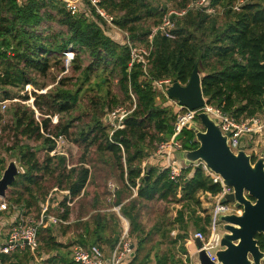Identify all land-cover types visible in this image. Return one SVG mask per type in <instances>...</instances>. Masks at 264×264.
Returning a JSON list of instances; mask_svg holds the SVG:
<instances>
[{
	"label": "trees",
	"instance_id": "trees-1",
	"mask_svg": "<svg viewBox=\"0 0 264 264\" xmlns=\"http://www.w3.org/2000/svg\"><path fill=\"white\" fill-rule=\"evenodd\" d=\"M236 1L210 0L208 7L215 10L217 5H221L224 8L222 14L207 13L205 7L195 8L175 18L172 38L156 34L148 56L147 78L139 64L129 65L127 46L105 35L96 21L80 13L72 14L63 2L24 0L17 4L15 0H0V100L15 98L6 87L36 85L30 74L32 71L44 77L53 66H58L62 73L65 68L61 59L69 48L74 54L72 71L77 73L75 82L71 83L70 77L64 76L53 90L31 92L33 108L21 103L10 107L11 119L2 130L0 128V133L4 132L7 140L11 138L12 142L5 150L17 160L21 170L3 199L10 206L17 205L24 213L33 214L37 210L38 214L39 205L52 187L67 189L71 197H77L95 174L84 166L88 162L86 151L94 148L97 163L111 169L119 183L112 190L113 202L129 221V233L134 237V242H131L134 254L122 264L148 263L149 254L142 258L139 255L152 234L167 238L177 225L180 232L171 241L175 244L188 238V221L196 230L205 231L207 217L198 214L201 198L207 193L216 194L220 185L214 183L200 166L186 165L181 170L180 182H174L169 178V169L162 163L143 164L155 152L158 143L170 138L175 116V108L165 98L157 102L159 95L152 82L170 78L186 84L197 66L206 103L221 108L236 119L263 112L264 0L246 1L234 9ZM187 2L181 0L180 7H186ZM99 5L104 11L115 14L114 24L127 32L132 42L140 45L148 44L152 26L159 23L166 11L165 6H153L150 0H100ZM148 20H151V25L147 24ZM51 23H56L58 28L54 29ZM51 59H54L53 65ZM86 61L88 64H84ZM91 75L98 80L94 81L97 94L88 99L91 107L89 122L74 126V119L80 121V116L71 117L65 122L59 121L51 132L53 135L63 134L75 144L84 146L80 164L67 168L65 157L48 154L53 144L46 135L51 134L47 115H71L77 107L82 87ZM112 78L116 81L118 94L111 92ZM69 84L71 88L67 87ZM131 94L135 107L125 117L124 127L110 135V127L103 120L105 114L125 103L128 104L127 109H131ZM19 98L28 100V95ZM35 110L40 113L39 122L35 118ZM71 129L76 131L71 132ZM178 138L183 149H194L198 145L190 129L182 130ZM28 141L39 145L32 146ZM47 182L52 184L46 186ZM132 189H135L134 196ZM94 197L97 202L98 197ZM152 201L175 203L180 208L165 224L167 226L161 228L159 224L142 236L139 206ZM53 203L50 209L59 206L58 210L62 208L63 212L57 215L66 219L69 208L65 197L58 205ZM90 218L91 228L87 220H78L79 223L75 224L83 227L82 233L77 235V242L98 245L97 242L102 241L112 247L118 237L112 241V233H107V216L95 213L90 214ZM258 246L262 248L264 243L258 241ZM63 248L51 227L43 225L39 228L35 254L41 261L37 264H79L69 258L68 251ZM181 249L187 253L186 248L182 246ZM170 252L161 256L156 254V264L181 261L175 260ZM43 254L49 257L42 260ZM33 262L35 257L28 251L0 254V264Z\"/></svg>",
	"mask_w": 264,
	"mask_h": 264
},
{
	"label": "built area",
	"instance_id": "built-area-1",
	"mask_svg": "<svg viewBox=\"0 0 264 264\" xmlns=\"http://www.w3.org/2000/svg\"><path fill=\"white\" fill-rule=\"evenodd\" d=\"M24 0H15L17 4H21ZM66 1V0H65ZM91 7L96 10V13L103 18V20L112 28L119 29L113 21V17L108 15L106 11L100 7V0H86ZM210 0H198L192 4V7H208ZM67 9L72 13H80L90 18L88 9L83 7L80 0L74 1V3L67 1ZM183 8L181 11L168 10L162 14L159 23L152 26L148 35V44L140 45L130 40L127 32L124 33L125 37L122 40V44L128 47L130 62L129 65L139 64L144 71V76L148 78L147 62L148 56L151 51L152 41L156 34L164 35L168 38H172V30L175 27L173 17L183 16L189 9ZM238 9V7L236 8ZM210 9H207V11ZM93 21V20H92ZM98 23V22H97ZM99 24V23H98ZM100 26V25H99ZM120 30V29H119ZM73 51L69 48L66 53V61L69 63L73 58ZM174 80L170 78L154 79L153 86L158 92V95L162 96L167 102L175 108V116L173 119V133L168 140L158 143L155 152L151 157H157L165 161V167L169 169V178L174 182H180L181 170L186 165L177 158L176 153L182 150L181 139L178 138L182 130L189 129L191 125L201 128V124L197 118L199 112H207L219 126L220 131L223 134H228L227 145L233 153H236L241 143L245 144V151L248 152V146L257 143L259 140H264V111L260 114L251 116L249 118L236 119L234 116L227 112H224L221 108L212 104L205 103L202 107L191 110L183 105H180L176 99H171L167 96V88L172 85ZM27 84L25 86H29ZM133 103L132 108L127 109L121 106L111 110L105 115L108 116V121L105 122L110 127L109 134L111 135L114 130L124 127L125 117L135 107V99L131 94ZM32 100L30 105L33 108ZM9 100H0V107L2 110L6 109ZM36 113V120L39 122ZM50 118V115H47ZM53 119V123L57 122V119ZM104 120V119H103ZM52 140L53 147L48 152L50 156H63L68 158L66 148L68 146V138L63 134L53 135L46 134ZM255 138H257L255 140ZM253 156V155H252ZM256 159V158H255ZM145 164V163H143ZM193 167L200 166L204 173L211 178L214 183L220 185V190L216 194H204L201 198L200 208L198 214L201 217H207V221L204 224L205 231H196L190 239L186 238L184 241L186 244H191L195 239H199L202 246L200 249L204 250L211 261H216V252L221 249L220 239L224 233V222L219 217L225 214H239L240 209L234 207L232 202H222V199L226 193L230 191V188L225 186L222 182V178L211 171L205 163L198 161L191 165ZM67 167L71 166L67 163ZM4 168L0 165V179L2 177ZM143 174V173H142ZM113 185L111 188L113 189ZM54 191H59L63 197H65V204L67 207L72 206L73 199L70 192L65 190H59L56 187ZM135 191V189H132ZM49 198L46 197L44 202L40 204V211L36 216L28 213H24L17 205L8 206L3 198H0V229L5 225L8 227L7 232L0 240V254L10 255L17 251H28L31 254H35L38 246V230L41 226L55 227L59 223L66 222L58 215L50 212ZM119 210V207H118ZM6 211V212H5ZM8 214L6 221L1 219L3 213ZM63 212L61 208L59 213ZM122 233L117 242L111 247L108 255L104 250L96 244L81 245L74 244L72 246L71 258L73 261L79 264H122L130 256H133L132 244L128 237L129 223L126 219L122 218ZM185 244V243H184ZM200 249L194 247L193 253L188 257L187 253L183 254V262L181 264H199L198 260L194 261V257H197V253Z\"/></svg>",
	"mask_w": 264,
	"mask_h": 264
},
{
	"label": "rangeland",
	"instance_id": "rangeland-1",
	"mask_svg": "<svg viewBox=\"0 0 264 264\" xmlns=\"http://www.w3.org/2000/svg\"><path fill=\"white\" fill-rule=\"evenodd\" d=\"M61 2H63L66 6L67 1L74 3V1L76 0H59ZM153 6H165L166 11L168 10H176V11H181L183 9V7H180L179 2L181 0H150ZM198 0H188V2L186 3V7L189 5V10L195 9L197 7H192V4L197 2ZM246 1H250V0H237L234 3V9H236L238 6H240V4L246 2ZM255 1V0H252ZM81 4L83 7L88 9V12L90 14V20L96 21L99 23L101 29L103 30V33L105 35H107L109 38H111L112 40H114L115 42H120V44H122V40L125 37L124 33L125 31H118L115 28L110 27L104 20L103 18H100V16L96 13V10L91 7L89 5V3L86 0H80ZM201 7V6H199ZM198 7V8H199ZM67 8V7H66ZM206 8V12L207 13H219L222 14L224 8L220 5V6H216L215 10L214 8L211 7H205ZM207 9H210L207 11ZM164 11V12H166ZM163 12V13H164ZM108 15L112 16L114 18L115 14H111L106 12ZM162 13V14H163ZM162 17V15H161ZM160 17V19H161ZM178 17V16H176ZM173 20H175V17H173ZM54 27V29H57V25L56 23H51ZM147 24L151 25V20L147 21ZM43 28V27H42ZM44 30V29H43ZM73 59V58H72ZM68 63L66 61V57L65 55L62 57V62L64 64V68L65 70L61 73L59 72V67L58 66H53L47 73L46 76L42 77L39 76L35 71H32L30 74L35 78L36 80V85H29L24 86V88H12V87H6L5 89L8 90V92L12 95V99H8L9 102L7 103V107L6 109L2 110L0 107V128L2 130L3 126L5 124H7L10 119H11V114H10V107L13 106V104L15 103H21L24 104L26 106L31 107L30 105V100H32L31 102H33V96L30 94L31 92H37V93H42L45 92L47 90H53L55 87L58 86V81L61 78H64L69 76L71 79V83L75 82V77L77 76V73H74L72 71V66H71V61ZM51 64L53 65L54 59H51ZM84 64H88V61H86ZM104 74H108V72H105ZM90 80L86 83H84L82 90L80 95H79V101L77 103V107L76 109H74L73 111H71V115H67V114H50V125H49V132H53L54 128L53 126H55L59 121L60 122H65V120H69L71 117L76 118L77 116H80V121L74 119V126H82L84 124H86L87 122H89L90 118L88 116V114L91 112V107L90 104L88 102V99L90 97H93L97 94V87L94 84V81L98 80L96 79V77L94 75L90 76ZM111 92L118 94V88H117V84L116 81H114V79H111ZM44 88H41L43 87ZM67 87L71 88L72 85L69 84L67 85ZM1 92V89H0ZM24 95H28V100H22L21 98H19V96H24ZM162 96L160 95L157 99H158V103H160V101L162 100ZM121 107L123 108H127L128 104L125 103V105H121ZM171 107H173L171 105ZM32 108V107H31ZM117 107H113V109H115ZM174 108V107H173ZM112 109V110H113ZM35 118H36V113L34 112ZM37 117L40 120V113L37 112ZM54 117H56L55 119H57L56 123H53V119ZM76 129H71V132H75ZM2 134V136H0V165L5 168L8 163L10 161H14L18 167V171L21 170V167L19 165V163L17 162V160H15V158L13 159L11 153L7 152L5 150V148L7 146H9L12 142L11 138L9 140H7V137H4L5 133L1 131L0 135ZM53 134V133H51ZM257 138H255L256 140ZM68 146L66 148V151L68 153V158H67V163L69 165H79V161L80 158L82 157V155L84 154V149H83V145H77L75 144L71 139H68ZM28 143L32 146H38L39 143L38 142H33V141H28ZM86 154V160L88 161L86 163V166H88L87 168L90 171L95 172V174H92L91 180L90 182H88L86 184V187L84 188V191L82 193V197L80 196L79 198L74 200V203L72 204V206L69 209V220L70 223L69 224H60L57 225L55 227H52V232L55 235V237L57 238L58 241L62 242L61 244H63L64 248L63 250L68 251V257L71 258V252H72V246L74 244H79L76 241H72L65 239L64 233L67 234H72L75 231H78L80 228L77 227L75 224L79 223L78 220H81V222H86L87 221H92V219L90 218V214L94 215L95 213H99V214H104L105 216H107V222H108V229H107V233L111 235V240L114 241V238L117 236L118 238H120L121 233H122V225H121V220H120V216L121 213L118 210V206H116L113 202V194H112V188L111 185H113L115 188L116 186H118V182L116 180V178L113 177V171H111V169H109L106 166H103L98 162V158L96 156V152L94 150V148H90ZM248 152L249 154L253 155L255 158H258V156L260 154H264V140L261 139L259 140L257 143L251 144L250 146H248ZM184 165V163H183ZM68 168V167H67ZM52 184V182H47L46 186ZM113 187V188H114ZM55 188V187H54ZM97 196V202L94 201V199H96ZM50 200L49 202H51V200L56 201H61L62 200V194L59 191H54L53 187L50 189V191L48 192L47 196ZM5 203L9 205V203L4 200ZM42 204V203H41ZM92 205H94V209L92 208ZM39 207H41L39 205ZM180 208L179 204H175V203H170V202H162V201H152V202H146L143 203L139 206V217H138V221L144 231V233L142 234L145 235L147 232H150L151 230H154V228H156V226H158L159 224H161V228H164L167 222H169V220H172L174 218V216L176 215V210ZM59 206H57L56 208H52L50 209V212L52 211V213L54 214H59ZM96 209V210H95ZM35 210V209H34ZM6 212V211H5ZM3 213V216L1 217V219L6 221V217H8V214ZM34 214H37V210L33 211ZM36 216V215H34ZM81 217V218H80ZM187 219L189 218V215H187L186 217ZM129 223V221H128ZM175 229H172L169 232V235L167 238L161 239L160 237H158L157 235H150L149 238L147 239V242L145 243L143 250L141 251L139 257L142 258L145 254H149V262L146 264H156V254L157 256H161L163 253H168L170 252L171 254H174L175 260H181L180 262H176L174 264H181L183 262V251L181 249V247L183 246L184 248H186V250L188 251V247H186V242H182L181 240L177 241V243L172 244L171 241L173 239L176 238L178 232H180L177 229V225H175L174 227ZM8 227L5 225L3 228L0 229V240L1 238L5 235V233L7 232ZM162 230H158V232H161ZM198 230H196L194 228V226L192 225L191 221H188V239L191 238V236ZM63 232V233H62ZM76 233V232H75ZM61 235H63L64 237H61ZM128 237L130 242H134V237L129 233V227H128ZM69 238V237H68ZM117 242V241H116ZM115 242V243H116ZM98 243V242H97ZM185 243V244H184ZM99 245H101V243H98ZM103 245H105L104 247V252L107 251L109 252V249H111V246L109 244H105L102 243ZM190 246V245H189ZM170 249V250H169ZM193 251V250H192ZM192 251H188V257L190 254H192ZM52 255L55 254V251L51 253ZM35 257V262H33L32 264H37V262H39V258L37 257L36 254L33 255ZM49 257V255L47 254H43L42 256V260H46ZM41 261V260H40ZM197 261V257H194V261ZM47 264H59L58 262H53V263H47ZM167 264H171L169 261Z\"/></svg>",
	"mask_w": 264,
	"mask_h": 264
},
{
	"label": "water",
	"instance_id": "water-1",
	"mask_svg": "<svg viewBox=\"0 0 264 264\" xmlns=\"http://www.w3.org/2000/svg\"><path fill=\"white\" fill-rule=\"evenodd\" d=\"M167 96L191 110L202 107L205 98L197 66L186 84L173 81L167 88ZM197 118L201 128L191 125L189 129L193 131L198 145L194 149L179 150L177 158L187 166L198 161L205 163L230 188L222 202H232L240 209L239 214L219 217L224 222L225 231L220 239L221 249L216 252V261H211L207 253L200 249L202 244L199 239L194 240L195 247L200 249L197 260L199 264H261L264 252L260 250L255 236H264V154L253 160V156L245 151L244 143L233 153L227 145L228 134L220 131L207 112H199ZM104 121H108L107 115ZM18 173L16 163L10 161L0 179V198L5 197Z\"/></svg>",
	"mask_w": 264,
	"mask_h": 264
},
{
	"label": "crops",
	"instance_id": "crops-1",
	"mask_svg": "<svg viewBox=\"0 0 264 264\" xmlns=\"http://www.w3.org/2000/svg\"><path fill=\"white\" fill-rule=\"evenodd\" d=\"M116 30H118V31H121V30H119V29H116ZM120 43V42H119ZM159 97V96H158ZM156 163V162H160V163H162V165L163 166H165V161L164 160H162V159H160V158H157V157H149L144 163L145 164H151V163ZM70 166H74L73 164L72 165H70ZM84 166L85 167H88V166H86V164H84ZM83 191L84 190H82V192L80 193V195H78L77 197H72V199H73V203H74V200L75 199H77V198H79L81 195H82V193H83ZM135 195V191H133V196ZM64 197L62 196V199H63ZM54 200H51V203L53 202ZM59 202L60 201H54V203L53 204H59ZM117 206V205H116ZM71 207V206H70ZM70 207L68 206V208L70 209ZM119 207V206H118ZM51 213H52V211H51ZM120 216V220H121V225L123 224V221H122V218H124V219H126L124 216H122V215H119ZM66 222H62V223H59V225L60 224H69L70 223V220H69V213H68V216H67V218L66 219H64ZM127 220V219H126ZM128 221V220H127ZM89 225H90V228L92 227V225H93V223H91L90 221H89ZM80 229L78 230V231H75V232H73L71 235L70 234H67L66 235V233H64V236H67V237H65V239H67V240H70L71 239V242L72 241H76L77 242V235L78 234H80V233H82V230H83V227H79ZM63 233V232H62ZM63 235H61V237H64ZM69 237V238H68ZM60 242V241H59ZM60 243H62V242H60ZM98 243H101V245H99L101 248H105L104 246L105 245H103L102 243H104V242H102V241H98ZM105 244H107V243H105ZM190 245V246H189ZM111 246V245H110ZM186 247H188L187 249H188V251L190 250V251H192V250H194V247H195V244H194V242L193 243H191V244H186ZM132 248H133V245H132ZM109 251H110V249H109ZM105 253H106V251H105ZM108 251H107V253H106V255H108ZM133 254H134V252H133Z\"/></svg>",
	"mask_w": 264,
	"mask_h": 264
},
{
	"label": "flooded vegetation",
	"instance_id": "flooded-vegetation-1",
	"mask_svg": "<svg viewBox=\"0 0 264 264\" xmlns=\"http://www.w3.org/2000/svg\"><path fill=\"white\" fill-rule=\"evenodd\" d=\"M252 159H253V157H252ZM254 160V159H253ZM256 239H257V244H258V241H260V242H263L264 243V236L262 235V234H256ZM262 239H263V241H262ZM260 248V247H259ZM260 250L262 251V252H264V246L262 247V248H260ZM261 264H264V258L261 260Z\"/></svg>",
	"mask_w": 264,
	"mask_h": 264
}]
</instances>
